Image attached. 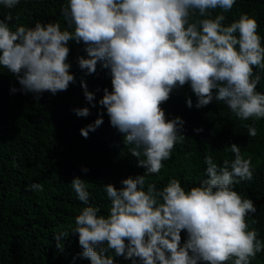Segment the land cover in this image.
<instances>
[{
    "label": "clouds",
    "instance_id": "clouds-1",
    "mask_svg": "<svg viewBox=\"0 0 264 264\" xmlns=\"http://www.w3.org/2000/svg\"><path fill=\"white\" fill-rule=\"evenodd\" d=\"M236 0H68L62 8L66 29L59 22H36L34 27L17 23L11 15L0 19V67L15 76L20 88L11 94H33L39 100L47 92L53 96L76 83L69 60L71 43L83 46L85 56L77 64L85 75L106 71L111 91L105 87L98 104L105 110L80 129L85 139L103 125L110 126L131 145L130 155L143 175L129 176L103 185L110 201L107 216L90 204L85 180L74 177L70 186L85 205L74 218L72 233L78 235L81 259L90 264H114L106 255L114 250L130 264H250L249 258L264 250L257 232L248 230L245 217L257 208L234 189L251 180V158H245L240 145L226 149L234 154L222 166L206 155V179L187 191L178 179H170L157 189L145 188L146 178L158 174L163 161L171 158L183 134L185 121L166 118L161 107L171 94L190 86L197 109L213 101L224 102L242 120L264 118V93L258 92L261 76L254 66L264 69V47L258 23L248 14L225 26V15L215 18L209 10L230 11ZM19 0H0L12 9ZM198 10V22L189 17ZM19 20V17H16ZM86 101L95 108V94L81 79ZM191 109L193 101L186 100ZM77 117H88L89 107L74 108ZM251 137L256 127L246 125ZM200 133L203 129H194ZM143 157V158H141ZM83 173L88 168H81ZM32 191H43L33 183ZM255 222V221H253ZM182 233L185 236L182 238ZM64 234L55 235L56 248L63 252ZM106 242V246H105ZM77 257H74L75 260Z\"/></svg>",
    "mask_w": 264,
    "mask_h": 264
},
{
    "label": "trees",
    "instance_id": "trees-1",
    "mask_svg": "<svg viewBox=\"0 0 264 264\" xmlns=\"http://www.w3.org/2000/svg\"><path fill=\"white\" fill-rule=\"evenodd\" d=\"M68 0H19L12 9L0 4V19L13 17L17 23L34 27L36 22H59L61 30L66 29L62 8ZM211 18L223 14L225 26L238 20L241 14H248L258 23L257 33L264 47V0H236L233 8L224 12L219 7L209 10ZM19 17V20H16ZM198 10L192 12L189 22H198ZM71 71L76 83L65 92L53 96L45 92L39 100L33 94L10 89L20 88L15 76L0 67V264H90L78 254L82 249L78 235L73 234L75 217L85 206L77 198L70 184L74 177L85 180L90 192V204L100 208L107 216L110 207L103 185L114 184L129 176L143 175L144 169L136 166L137 161L130 155L131 145L123 143L120 133L110 126L109 117L103 115L104 123L90 132L87 139L80 135V129L93 123L98 113L105 110L98 104L103 89L111 91V79L105 70L98 67L94 75H85L77 64L78 56H85L82 45H69ZM261 76L257 91L264 93V69L253 67ZM83 79L88 90L95 94L92 108L83 95L80 81ZM191 98L193 107L186 106ZM196 97L189 85L175 90L170 99L161 105L166 118L181 117L186 123L183 143H177L171 158L163 161L158 174L146 178L145 188L155 184L162 189L170 179H178L188 189L199 186L206 179V155H211L218 166L225 159L231 162L234 154L232 143L240 145L245 158H251L253 177L237 183L233 190L242 198L251 199L257 211L245 217L248 230L257 232V240L264 246V118L238 119L224 102L213 101L197 109ZM89 107L88 117H77L74 108ZM246 125L257 129L251 137ZM203 129L196 133L194 129ZM143 158V157H141ZM88 168L83 173L81 168ZM43 185V191H32L31 185ZM255 221V222H253ZM64 234L61 242L63 252L56 248L55 235ZM182 238L185 233H182ZM106 246V242H105ZM106 255L114 264H130L122 257H116L114 250ZM74 257H77L75 260ZM232 257L226 264H234ZM250 264H264V250L249 258Z\"/></svg>",
    "mask_w": 264,
    "mask_h": 264
}]
</instances>
